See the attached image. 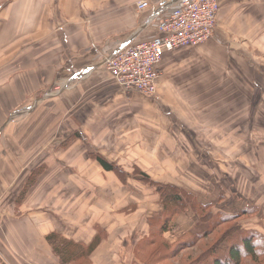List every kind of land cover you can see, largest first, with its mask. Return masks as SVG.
Returning <instances> with one entry per match:
<instances>
[{
  "label": "crops",
  "instance_id": "crops-1",
  "mask_svg": "<svg viewBox=\"0 0 264 264\" xmlns=\"http://www.w3.org/2000/svg\"><path fill=\"white\" fill-rule=\"evenodd\" d=\"M69 1L74 2V13L71 14L73 17H69L67 13L68 8L71 9ZM80 1L47 0L48 5L40 7L37 4L31 16L32 36L36 33L45 38L52 32L53 26V29L59 32L61 46L64 45L66 49L72 45L67 33L82 34L79 41L73 45L82 57L81 61L84 64L82 68L74 69L76 60H80L74 52L69 51L62 63L64 79L59 92L63 95L71 94L79 101L77 107H73L72 110L75 111L71 120L73 122L70 121L63 127V133L66 135L63 139L70 140L60 147V140L52 138L50 142L53 141L52 143L57 145L48 152L54 162H61L62 168L65 169L56 170L55 166L49 168L48 165L46 167L48 178L58 174L63 175L64 180H68V184H64L67 190H64L63 201L59 206L65 211L62 217L59 212L56 215V212L52 211L55 207L56 194L53 183L52 186L48 185L47 179L45 190L47 205L44 207L41 206L42 200L35 199L39 187L38 179L32 183V197L28 199L25 196V200L13 203L11 214L7 209L8 203L1 197L3 194L0 191L2 255L4 254L10 264H50L49 257H53V253L46 236L54 232L68 241L83 246L88 245L94 238L95 240L99 238L100 241L92 251L90 260L94 264H125L119 254L123 247H117L103 234L107 233L109 236L108 224L114 215L139 210L145 203L150 204L154 208L148 215L141 216L142 224L135 231L137 238L130 244L134 249L137 243L148 235L150 228L148 220L160 211L158 197L150 187L140 181L128 178L124 184L116 173L103 169L95 159L89 158V153L99 154L109 163L120 166L125 172L130 173L138 168L153 180L177 185L200 202L212 204L217 210L230 213L250 208L251 217L244 221L243 227L264 235V163L257 160V155L254 154L249 169L241 168L240 172H237V178L231 180L226 163L219 164L224 162L225 158L215 157L212 149L208 147L209 144L214 145L213 140L207 138L209 137L207 133L211 129L210 122L197 121L195 125L181 121L185 119L184 112L188 115L192 113V117L196 118L195 112L188 104V92L185 91L193 87L189 84L194 78L197 77V80L206 83L213 82L212 86L222 79L221 74L214 72V69L208 71L205 68L204 61L209 58L200 55L198 62L191 64L189 61L194 57H182L174 61V72L170 68L171 65L169 68L163 67L155 100L142 97L135 92L123 91L103 68L105 72L96 70L102 61L96 62L97 56L103 58L129 40L154 34L153 23L158 13L156 7L161 2L173 0H147L151 8L138 13L135 7L139 0H118L121 3L115 4V11L121 5H123L121 9L124 10L116 13L114 11L102 13L100 9L103 8V4L100 3L98 10L94 7L91 13L80 7ZM220 2L219 19L216 23L218 25L215 27L216 42H207L202 50L207 47V52L216 53V56L219 53L229 54L226 47L219 43H222L223 39L233 42L234 37L229 24L240 18L247 20V25L250 22L247 27L242 28L247 38L246 42L264 44V0ZM89 4L96 5L92 1ZM70 23H75L78 29H73ZM92 31L97 35L88 38ZM250 34H254L253 37H248ZM37 35L34 36L36 40ZM239 44L243 46L244 43ZM216 56L211 59L212 64L224 61V58L217 59ZM36 58L38 59L39 55ZM172 100L179 106L174 113V118L179 120L175 122L171 121V115L167 110ZM178 126L183 129L192 128L195 137H189L183 130L177 131ZM194 128H203L206 131L200 132L202 136L198 137ZM246 157L247 155L243 159ZM123 161L126 163L130 161L133 164L130 162L125 164ZM243 165L247 167V164ZM36 172L37 170H34L26 174L17 193L22 190L28 174L35 175ZM157 173L165 176L159 178ZM16 207L20 208V214L14 211ZM12 222L14 224H11ZM196 223L195 214L187 211L177 218L175 230L194 229ZM165 237L173 242L176 239L172 232H166ZM12 244L15 245L14 249Z\"/></svg>",
  "mask_w": 264,
  "mask_h": 264
},
{
  "label": "rangeland",
  "instance_id": "rangeland-1",
  "mask_svg": "<svg viewBox=\"0 0 264 264\" xmlns=\"http://www.w3.org/2000/svg\"><path fill=\"white\" fill-rule=\"evenodd\" d=\"M91 1L96 5H90ZM70 2L71 9L68 8L67 13L69 17H73L71 14L74 13L75 6L73 1H69V4ZM99 3L103 4V8L100 9L102 13L108 11L116 13L124 10L121 9L123 6L121 5L115 11V4L119 3L120 5L121 3L118 0H81L80 7L92 13L94 7L98 10ZM37 4L43 7L48 5V2L47 0H0V191L3 194L1 197L5 198L8 203L7 209L11 214L13 203H19L25 196L28 199L32 197L31 186L38 179L39 187L35 199L42 200L41 206L44 207L47 205L45 194L47 179L48 185L52 186L53 183L56 194L55 207L52 211L56 212V215L59 212L62 217L65 210L59 206L63 201V192L67 190V186L64 187V184H68V180H64L63 175L58 174L48 178L46 167L48 165L49 168L55 166L56 170L65 169L62 168L61 162H58L60 165H57L58 163L54 162L48 152L57 145L52 143L53 141L50 142L52 138L60 140V147L67 139H63L66 136L63 133V127L73 119L75 112L72 111L73 107H77L79 102L71 94L63 95L59 91L64 79L62 63L67 53L74 52L80 59L76 60L74 69L82 68L84 65L79 51L73 47L82 34L67 33L72 44L69 45V49H66L64 45L61 46L59 32L55 31L53 26L52 32L45 38H41L36 33L32 36L31 16L36 10ZM136 12L138 13L137 9ZM219 13L220 11L217 19H219ZM247 23V20L240 18L229 24L234 39L230 35L234 43L227 42V39H223L222 43H219L226 47L229 54L219 53L216 56V53L209 54L207 47L205 50L201 49L207 42H216L215 32L214 36L199 45L200 47L181 48L167 53L160 63V73L163 67L169 68L170 65L174 72L175 60L191 56L195 59L191 58L189 62L195 64L201 55V57L209 58L204 61L206 62L204 66L208 71L212 68L215 70L214 72L221 74L222 79L213 86V82L206 83L197 80V77L194 78V81L189 84L193 87L187 88L185 91L188 92V104L195 112L196 118L192 117V113L188 115L184 112L186 120L181 119V121H188L195 125H197V121L210 122L211 129L207 133L209 135L207 138L213 140L214 145L209 144L208 147L212 149L215 157L225 158L224 162L219 164L226 163L231 180L237 178V172H240L241 168L249 169L250 163L254 160V154L257 155V160L264 163V44H256L257 47H255L254 43L246 42L247 38L242 32V28L250 24V22L248 25ZM70 25L73 29H78L75 23H70ZM36 35L38 40L34 39ZM89 35L88 38H92L97 33L92 31ZM253 35L250 34L248 37H253ZM239 42L244 43L243 46L241 45L242 47ZM220 51L223 50L220 49ZM37 55H39L38 59ZM215 56L217 59L224 58V61L212 64L211 59ZM101 60L102 58L99 56L96 57V62ZM99 64L96 65L99 67ZM98 67L96 70L105 72L103 66L99 67L101 69ZM203 96H207V98H203ZM170 103L171 106L167 110L171 115V121L175 122L179 120L174 118L175 110L179 106H176L173 100ZM261 105L262 107H260ZM180 127L178 126L177 131L183 130L189 137H195L192 128L183 129ZM194 129L197 130L198 137L202 136L200 132L206 131L203 128ZM174 132H176L175 128ZM245 155L247 157L243 159ZM260 155H262L261 158ZM218 158L216 160L220 161L221 159ZM123 162L127 164L130 161ZM130 163L133 164V162ZM243 163L247 164V167ZM37 168L41 171L38 177L37 174H28L26 183L30 182L29 186L25 183L22 190L17 193L26 174L37 170ZM157 176L162 178L165 175L157 173ZM158 177L154 178L159 179ZM71 179L73 180V177ZM2 185L4 186L1 189ZM153 208L150 204L145 203L139 210H130L114 215L113 220L108 224L109 236L107 233L103 235L111 239L117 247H123L119 254L125 264H188L199 256L200 251L204 249V244L208 243V247L211 246L222 232L234 224L232 221L219 226L198 245L181 251L177 255L155 259L152 256L154 249L136 253L130 245L137 238L135 231L142 224L141 216L148 215ZM216 210L214 208V211ZM14 211L17 214L21 212L19 207L14 208ZM47 242L53 253V257H49L50 264H94L90 260V256H86L87 251L78 245L69 246L68 255L60 257L54 250L52 242L48 240ZM55 244L58 242L56 241ZM14 247L15 245L12 244L13 249ZM133 258L135 261L132 260ZM4 259L8 262L5 256ZM67 259L69 260L65 262Z\"/></svg>",
  "mask_w": 264,
  "mask_h": 264
},
{
  "label": "trees",
  "instance_id": "trees-1",
  "mask_svg": "<svg viewBox=\"0 0 264 264\" xmlns=\"http://www.w3.org/2000/svg\"><path fill=\"white\" fill-rule=\"evenodd\" d=\"M219 3L221 6L220 0ZM69 140L70 138H67L62 143V147ZM88 155L89 158L95 159L103 169L116 173L124 184H126L128 178L140 181L150 187L158 197L160 211L148 220L150 227L148 235L137 243L134 248L136 253L154 249L152 250V256L155 259L177 255L181 251L198 245L200 241L212 234L219 226L234 221V224L222 232L211 246L208 247V243L204 244V249L200 251L199 256L188 264H264V235L243 227L244 221L251 217L250 208H242L230 213L222 210L214 211L212 204L200 202L195 196L177 185L153 180L138 168L130 173L125 172L120 166L109 163L99 154L89 153ZM36 173L37 175L41 173L39 168H37ZM29 184L30 182H27L25 185L29 186ZM187 211H192L195 214L197 226L194 229L175 230L177 218ZM166 232H172L175 235L174 242L165 237ZM46 240L52 242L54 250L60 257H66L68 247L73 245L85 249L87 251L86 256L89 257L97 246L99 238L96 240L94 238L88 245L83 246L68 241L60 234L53 232L46 236ZM56 241L58 244H55Z\"/></svg>",
  "mask_w": 264,
  "mask_h": 264
},
{
  "label": "built area",
  "instance_id": "built-area-1",
  "mask_svg": "<svg viewBox=\"0 0 264 264\" xmlns=\"http://www.w3.org/2000/svg\"><path fill=\"white\" fill-rule=\"evenodd\" d=\"M151 8L147 0L136 2L138 12ZM219 0H173L156 7L155 33L129 40L102 58L104 70L123 91L157 99L160 63L166 53L195 48L215 33ZM0 264H8L0 251Z\"/></svg>",
  "mask_w": 264,
  "mask_h": 264
},
{
  "label": "bare ground",
  "instance_id": "bare-ground-1",
  "mask_svg": "<svg viewBox=\"0 0 264 264\" xmlns=\"http://www.w3.org/2000/svg\"><path fill=\"white\" fill-rule=\"evenodd\" d=\"M124 45H125V44H124ZM121 46H123V45H121ZM121 46H120V47H121ZM120 47H119V48H120ZM136 93H137V92H136ZM109 165H110V164H109ZM117 185H118V184H117Z\"/></svg>",
  "mask_w": 264,
  "mask_h": 264
}]
</instances>
